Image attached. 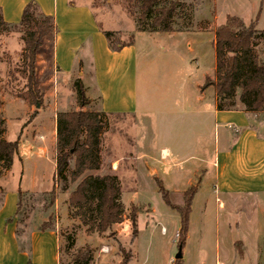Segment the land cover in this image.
<instances>
[{"label": "rangeland", "instance_id": "1", "mask_svg": "<svg viewBox=\"0 0 264 264\" xmlns=\"http://www.w3.org/2000/svg\"><path fill=\"white\" fill-rule=\"evenodd\" d=\"M72 1L88 5L103 30L116 33L120 43L133 40L138 52V102L143 119L107 116L101 136L102 168L88 173L117 177L123 220L102 234H87L67 204L77 182H59L53 188L54 116L78 109L73 83L79 80L76 73L80 69L75 68L70 86L57 81L56 87L47 88L52 92L51 98H42L39 106L30 105L24 98L25 80L17 72L22 49L20 36H0L3 138L18 143L12 166L8 170L0 168V205L3 190L19 189L16 231L20 240L25 241L30 232L40 230L44 223L53 227L59 240V264H78L73 258L78 250L86 248L91 251L89 264H255L252 243L264 241V195L246 196L245 206H236L232 197L214 191L211 175L202 178L201 187L194 195L181 259L175 262L181 239L180 215L173 208L184 206V193L194 189L198 182L194 176L190 186L187 185L201 147L196 140L200 128L198 115L190 100L203 74L211 73L214 57L211 41L198 34L140 32L135 20L138 9L133 0ZM183 1L192 5L190 29L208 30L209 34L224 25L227 18L235 17L248 25L258 17L256 29L264 33V0ZM175 24L180 33L184 23L178 19ZM255 45L264 62V35ZM179 99L180 108L190 109L188 114L176 109ZM252 114L257 115L256 119H264L260 112ZM134 137L139 141L137 145ZM161 149L169 151V158L161 157ZM143 154L152 156L149 165L158 170L162 184L156 179L143 178L147 173ZM207 168L211 170L210 166ZM158 186L168 190L171 207L164 202ZM52 189L56 197L53 204ZM134 215L136 237L132 240L130 219ZM238 241L245 243L243 258L238 256ZM260 251L264 256V244Z\"/></svg>", "mask_w": 264, "mask_h": 264}, {"label": "crops", "instance_id": "2", "mask_svg": "<svg viewBox=\"0 0 264 264\" xmlns=\"http://www.w3.org/2000/svg\"><path fill=\"white\" fill-rule=\"evenodd\" d=\"M31 1L38 5L43 14L53 18L56 27L55 35L44 38L36 54L35 79L43 98H51L52 92L47 88L56 87L57 81L69 85L74 78L75 68H78L77 79L83 85L88 101L86 107L89 108L83 110L102 112L110 117L134 116L142 120L138 102V52L134 42L118 52L110 51L102 32L112 31L100 27L88 5L76 4L72 0H0L3 20L10 24L18 23L23 8ZM214 31L208 34V30L188 28L170 35L206 36L211 41L213 51ZM214 63L215 57L210 67L211 73L203 74L202 82L195 85L190 100L198 115L200 128L196 140L201 147L194 158L196 167L187 185L189 187L192 178L197 176L196 194L202 178L204 180L211 175V185L216 193L232 197L231 201L236 206H245L246 196L264 195V119H256L257 115L246 112L239 105L233 110H222L213 88L202 89L206 78L213 79ZM179 100L176 109L188 114L190 109L180 108L182 101ZM134 141L136 145L139 142L135 137ZM160 155L169 158L170 153L167 149H161ZM141 158L145 159L143 164L147 167L143 178L156 179L162 184L158 170L149 165L152 156L143 154ZM188 159L193 160L192 157ZM208 166L211 167L210 171ZM17 191L3 190L0 205V264H59V240L54 231L33 230L25 241H21L16 234ZM166 192L169 193L168 190ZM219 207H223V204L219 203ZM252 244V261L264 264V256L260 254L264 241H253ZM237 246L240 249L238 256L243 258L245 243L238 241Z\"/></svg>", "mask_w": 264, "mask_h": 264}, {"label": "trees", "instance_id": "3", "mask_svg": "<svg viewBox=\"0 0 264 264\" xmlns=\"http://www.w3.org/2000/svg\"><path fill=\"white\" fill-rule=\"evenodd\" d=\"M137 5L135 17L138 30L147 33L171 34L179 31L176 21L184 23L181 31L190 25L191 4L183 0H133ZM258 17L248 25L235 17L227 18L224 25L214 31L213 51L215 57L213 79L206 78L202 89L212 87L222 110H233L238 105L246 112L262 113L264 116V62L256 50L255 41L264 33L257 31ZM56 27L51 16L43 14L38 5L31 1L22 11L16 24L6 23L0 10V36L19 34L22 49L18 73L25 80L24 98L30 105L39 106L43 95L35 79L36 54L44 38L55 35ZM108 48L118 52L133 42L120 43L118 35L102 32ZM1 61V56H0ZM78 110L59 112L55 116V175L53 188L57 183L69 182L75 188L69 193L67 204L74 218H77L87 234H102L114 225L122 223L123 207L120 201L121 188L114 175H90L102 167L101 136L105 130L106 114L83 110L88 105L80 80L73 83ZM3 122L0 120V168L8 170L18 154V143L3 138ZM72 162V165H71ZM66 190V186L62 187ZM158 191L167 206H170L167 192L161 186ZM196 188L184 193V206L173 209L180 215V248L183 247L188 231V215ZM51 202L55 191L50 192ZM171 207V206H170ZM20 209V192L16 208ZM9 221V220H8ZM131 239L136 237V216L130 219ZM41 232L53 231L46 223ZM16 234L18 235L17 231ZM91 251L78 250L73 260L78 264L91 262ZM125 261V259H124ZM126 262V261H125ZM175 262H178L176 260Z\"/></svg>", "mask_w": 264, "mask_h": 264}, {"label": "water", "instance_id": "4", "mask_svg": "<svg viewBox=\"0 0 264 264\" xmlns=\"http://www.w3.org/2000/svg\"><path fill=\"white\" fill-rule=\"evenodd\" d=\"M181 248H179V251H178V253H177V255L175 256V260H179V259H181Z\"/></svg>", "mask_w": 264, "mask_h": 264}, {"label": "bare ground", "instance_id": "5", "mask_svg": "<svg viewBox=\"0 0 264 264\" xmlns=\"http://www.w3.org/2000/svg\"><path fill=\"white\" fill-rule=\"evenodd\" d=\"M165 153H166V151L163 152V154H165Z\"/></svg>", "mask_w": 264, "mask_h": 264}]
</instances>
